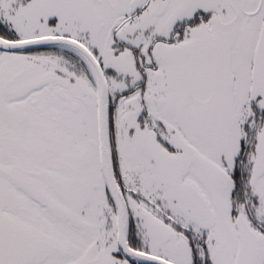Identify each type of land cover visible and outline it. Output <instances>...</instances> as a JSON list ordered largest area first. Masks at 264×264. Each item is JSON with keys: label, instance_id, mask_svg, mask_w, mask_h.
Returning a JSON list of instances; mask_svg holds the SVG:
<instances>
[{"label": "snow or ice", "instance_id": "6c2138e0", "mask_svg": "<svg viewBox=\"0 0 264 264\" xmlns=\"http://www.w3.org/2000/svg\"><path fill=\"white\" fill-rule=\"evenodd\" d=\"M0 264H264V0H0Z\"/></svg>", "mask_w": 264, "mask_h": 264}]
</instances>
